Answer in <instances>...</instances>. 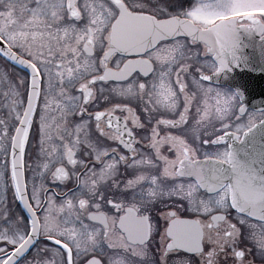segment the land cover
I'll return each mask as SVG.
<instances>
[{"label": "snow or ice", "instance_id": "obj_1", "mask_svg": "<svg viewBox=\"0 0 264 264\" xmlns=\"http://www.w3.org/2000/svg\"><path fill=\"white\" fill-rule=\"evenodd\" d=\"M240 30L264 0H0V264H264Z\"/></svg>", "mask_w": 264, "mask_h": 264}, {"label": "water", "instance_id": "obj_2", "mask_svg": "<svg viewBox=\"0 0 264 264\" xmlns=\"http://www.w3.org/2000/svg\"><path fill=\"white\" fill-rule=\"evenodd\" d=\"M239 36L236 63L216 74L209 83L238 91L247 110L264 109V40L258 33L243 30H240Z\"/></svg>", "mask_w": 264, "mask_h": 264}, {"label": "flooded vegetation", "instance_id": "obj_3", "mask_svg": "<svg viewBox=\"0 0 264 264\" xmlns=\"http://www.w3.org/2000/svg\"><path fill=\"white\" fill-rule=\"evenodd\" d=\"M188 3V2H187ZM186 6H187V4H186ZM213 87H216V88H220V89H222V90H226V91H228V92H234L232 89H230V88H228V87H226V86H221V85H216V84H212V83H210ZM248 111H254V110H251V109H249Z\"/></svg>", "mask_w": 264, "mask_h": 264}, {"label": "rangeland", "instance_id": "obj_4", "mask_svg": "<svg viewBox=\"0 0 264 264\" xmlns=\"http://www.w3.org/2000/svg\"><path fill=\"white\" fill-rule=\"evenodd\" d=\"M188 4L191 3V0H187ZM9 199L11 200V195H9ZM13 207L17 208V210L19 209V205H14Z\"/></svg>", "mask_w": 264, "mask_h": 264}]
</instances>
